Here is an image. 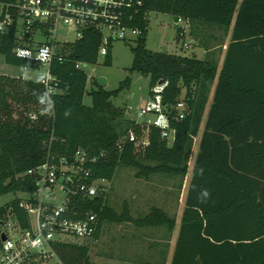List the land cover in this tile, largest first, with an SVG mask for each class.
I'll use <instances>...</instances> for the list:
<instances>
[{
    "label": "trees",
    "instance_id": "obj_1",
    "mask_svg": "<svg viewBox=\"0 0 264 264\" xmlns=\"http://www.w3.org/2000/svg\"><path fill=\"white\" fill-rule=\"evenodd\" d=\"M159 12L188 20L190 34L206 55L147 48L150 16ZM133 24L142 33L131 48L130 71L150 76L151 95L166 82L162 95L168 108L182 97L188 104L184 118L171 116L174 140L152 126L149 144L141 143L144 127L113 101L130 86L129 76L113 90L96 79L97 88L88 91V74L76 62L97 63L101 41L100 34L88 30L66 45L65 61L54 62L59 83L50 98L37 81L0 74V195L33 192L29 169L45 162L50 152L70 155L80 147L97 157L88 164L95 178L111 180L119 165L135 167L141 178L157 173L185 178L216 83L171 264H264V0H144ZM15 45L12 34L0 32V53L13 65L30 64L14 56ZM214 45L218 53L210 56ZM224 46L219 68L217 55ZM110 58L109 52L105 62ZM87 92L92 105L85 103ZM131 130L137 141L130 140ZM70 207L77 218L97 213L95 236L105 222L176 226V218L158 206L138 217L128 205L119 212L103 192L92 198L77 195ZM11 213L23 226L30 224L22 197L0 206V242ZM55 247L66 264H93L88 244L57 242Z\"/></svg>",
    "mask_w": 264,
    "mask_h": 264
},
{
    "label": "built area",
    "instance_id": "obj_2",
    "mask_svg": "<svg viewBox=\"0 0 264 264\" xmlns=\"http://www.w3.org/2000/svg\"><path fill=\"white\" fill-rule=\"evenodd\" d=\"M143 4L144 0H0V32L14 36V56L30 64L17 66L6 55L0 53V57L25 72L37 71V79L18 77L39 82L50 98L59 83L52 66L66 60V45L93 30L101 37L99 57H105L115 41H132L141 35L142 29L133 24V18ZM81 64L77 61L76 67L81 68ZM166 84L155 86L154 95L135 119L144 127L140 139L143 145L149 144L148 131L152 126L160 128L163 138L172 142L176 132L171 124L173 112L177 118L187 115L188 104L183 97L172 108L164 104L162 91ZM31 117L37 115L31 113ZM129 138L138 140L133 130ZM96 160L80 147L70 155L50 152L45 162L27 171L36 184L33 192H24L27 196L22 197L30 224L23 226L14 213L9 214L1 233L0 264H66L55 244H83L95 235L97 213L73 217L70 204L77 195L92 198L100 194V183L107 179L95 178L88 167Z\"/></svg>",
    "mask_w": 264,
    "mask_h": 264
},
{
    "label": "rangeland",
    "instance_id": "obj_3",
    "mask_svg": "<svg viewBox=\"0 0 264 264\" xmlns=\"http://www.w3.org/2000/svg\"><path fill=\"white\" fill-rule=\"evenodd\" d=\"M148 28L147 48L155 51L179 53L183 55L196 54L200 58L204 57L202 50L199 49V41L190 34L187 20L183 19L176 21L170 14L160 12L152 13ZM179 31L180 37H178ZM192 42L197 43V46H192ZM133 45H135V40H117L110 48V62H105V57L100 56L97 63L82 62L81 68L89 77L87 83L88 91L97 88L95 80L97 79L99 81V77H104L107 80V83L104 85L106 89L113 90L118 88L121 82L129 76L131 79L130 86L123 89L117 96L113 97V101L125 110L132 108V114H130V117L132 119H138V113L141 107L146 101L151 99L152 95L150 94V76L137 71H130L134 60V54L131 49ZM217 57L219 59V68H221L224 56L223 54L220 56L218 54ZM0 74L10 75L12 77L24 75V77L32 79H37L39 76L37 71L30 70L25 72L19 67L6 63L2 57H0ZM85 103L87 105H92L93 103L92 95L88 92L85 95ZM197 149L198 145L197 143H194L189 162L190 170L185 178L163 173L154 174L150 178H141L136 176L135 167L119 165L111 180H106L100 183V193L103 192L108 203L119 212L124 211L126 205L132 208V210H144L139 212L140 214L132 212L135 216H140L145 215L144 213L147 214L153 206L158 204L156 203V199H158L160 195L157 197L156 190L161 192V190H165L164 188H169L172 183L173 185L179 184L180 188L178 187L179 189H174V195L172 198L174 199V210L177 208L179 213L177 214L176 212L171 211H169V213L170 216L177 219L178 228H180ZM174 188L176 187L174 186ZM26 196L27 195L24 192L5 193L0 195V206L7 204L16 197ZM178 196L179 203L177 206ZM139 202L143 203L141 208L136 205L137 203L139 204ZM167 210L172 209L168 207L166 211ZM9 221H13V218L9 217ZM94 237L95 235L86 239L83 244L92 245L95 240ZM77 240L80 241V239ZM89 253L91 259L93 258L97 261L96 256H94L96 253V247H94V245L90 247ZM151 257V255L143 256V260L150 259ZM157 264L169 263L163 261Z\"/></svg>",
    "mask_w": 264,
    "mask_h": 264
},
{
    "label": "crops",
    "instance_id": "obj_4",
    "mask_svg": "<svg viewBox=\"0 0 264 264\" xmlns=\"http://www.w3.org/2000/svg\"><path fill=\"white\" fill-rule=\"evenodd\" d=\"M191 36L193 37V35ZM228 42L229 39L226 43ZM192 43H193L192 46H197V43L195 42ZM199 49L202 50V53L205 56L207 50L200 45H199ZM217 50H218L217 46L214 45L209 50L212 52L210 56H214V55L216 56V54L218 53ZM225 50L226 47H224V51L222 53L220 52L219 54L220 55L223 54V56L225 57V53H226ZM224 57L221 64H223L224 62ZM215 87H216V83L213 84L212 86L210 99L207 104L203 121L201 123L200 131L198 135L195 137L194 143H197L198 145V149L195 154V159L199 151L200 140L203 131L205 129L208 111L212 103ZM127 113L128 116L130 117V114H132V108H128ZM177 185H173L172 183L169 188H164L165 190L163 191L161 190V192L156 190L157 197H159L158 195H160V197L156 199V203H158L156 204V206L162 207L165 210L168 207H170L172 210H167L168 213L169 211H171V212H176L178 214L179 211L177 210V208L176 210H174V205H173L174 199H172L174 195V189H177L179 187V184ZM174 186L176 188H174ZM178 203H179V196H178L177 206ZM136 205L139 208H141L143 206V203L139 202V204L137 203ZM141 211L144 210H132L131 208V213L132 212L139 213ZM132 215L134 214L132 213ZM179 232H180V228H178L177 219H176V226L174 227L173 230H171L165 224L139 226L130 221L105 222L102 225L100 231L98 232V235L94 237L95 239L94 242L92 243V245L89 246L91 247L94 245V247H96V253L94 256H96L98 264H155V263L157 264L163 261L164 262L166 261L167 263L171 264L176 249ZM148 255H151L152 257L150 259L148 258L143 260V256H148ZM91 260L93 264H97L96 260H94L93 258Z\"/></svg>",
    "mask_w": 264,
    "mask_h": 264
},
{
    "label": "water",
    "instance_id": "obj_5",
    "mask_svg": "<svg viewBox=\"0 0 264 264\" xmlns=\"http://www.w3.org/2000/svg\"><path fill=\"white\" fill-rule=\"evenodd\" d=\"M175 20L178 21L179 17H175ZM99 82L102 86H104L107 83V80L104 77H99ZM6 236L3 234L2 239H5Z\"/></svg>",
    "mask_w": 264,
    "mask_h": 264
},
{
    "label": "clouds",
    "instance_id": "obj_6",
    "mask_svg": "<svg viewBox=\"0 0 264 264\" xmlns=\"http://www.w3.org/2000/svg\"><path fill=\"white\" fill-rule=\"evenodd\" d=\"M204 195H207V193L205 192Z\"/></svg>",
    "mask_w": 264,
    "mask_h": 264
}]
</instances>
